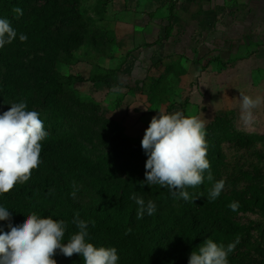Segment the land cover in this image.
<instances>
[{"label": "trees", "instance_id": "obj_1", "mask_svg": "<svg viewBox=\"0 0 264 264\" xmlns=\"http://www.w3.org/2000/svg\"><path fill=\"white\" fill-rule=\"evenodd\" d=\"M76 5L77 0H0V18H7L18 33L11 44L0 49V114L11 103L24 100L28 110L40 113L49 133L42 141V162L31 178L0 195V205L12 213L11 223H22L32 212L64 220L66 242L77 233L72 220L79 211L81 219L101 222L97 228L103 226L107 233H131L137 237V248L138 239L142 240L144 246L138 250L141 258L178 256L188 261L191 252L207 238L224 245L239 238L229 254V264H264V185L253 171H233L226 160L228 156L239 162L242 148L249 146L248 138L232 131L220 118L207 124V158L213 180L207 179L206 172L202 185L185 189L190 200L178 197L179 190L147 184L140 187L147 160L142 139L127 135L92 97L79 96L68 88L72 76L59 75L60 66L71 61L73 51L82 43L76 39L80 33L62 31L74 22ZM15 6L23 9L18 19L12 11ZM85 31L92 34L89 29ZM19 34H26L27 41L21 42ZM97 44L98 40L93 46ZM171 66L143 80L141 91L150 112L170 101L164 88L170 86L167 76L172 73L175 78L181 69ZM171 107L168 105L167 111ZM226 168L228 173L233 171L246 179V185L236 186V175L227 177ZM220 179L225 180L223 191L217 199L208 201L209 190ZM73 181L75 199L71 195ZM133 193L142 196L145 203L152 200L155 213L137 219ZM232 202L239 203L236 211L229 208ZM8 223L0 221V231H8ZM110 240L100 246L115 247L118 264H134L126 245ZM54 259L57 264H83L79 254L65 257L59 250Z\"/></svg>", "mask_w": 264, "mask_h": 264}, {"label": "rangeland", "instance_id": "obj_2", "mask_svg": "<svg viewBox=\"0 0 264 264\" xmlns=\"http://www.w3.org/2000/svg\"><path fill=\"white\" fill-rule=\"evenodd\" d=\"M223 2L229 4V0H77V13L72 15L74 22L62 31L80 33L76 39L82 43L73 51L71 61L60 66L59 75L72 76L68 88L79 96L92 97L100 110L120 123L131 137L142 139L158 111L199 115L206 120V126L216 118L222 119L224 125L248 138L249 143L242 148L239 162L227 156V163L234 167L233 171L248 168L256 178L261 177L264 185V132L256 131L264 127V106L256 111L254 126H243L239 90L252 96L257 94L248 89L250 84L254 86L250 74L243 72L234 79L224 73L225 41L234 34L228 27L236 31L242 13L234 1L235 11L231 16L228 13L231 5L225 10ZM86 29L92 34H86ZM198 39L203 41L199 49L194 48L199 46ZM168 64L172 68L181 67L178 77H172V73L167 76L170 86L164 88L170 94V101L150 112L141 91L143 80L148 74L159 75ZM94 77L95 81H91ZM231 89H236V93ZM168 105L172 107L167 111ZM233 171L228 173L226 168L227 177L236 175L235 185L243 188L248 181ZM82 219L88 222L86 241L97 247L106 239L125 244L133 254L134 264H188L184 257L178 256L141 258L138 250L144 246L142 240L138 239L137 248L134 244L137 237L131 233H107L103 226L97 228L101 222L93 226L89 219ZM74 228L79 231L75 224Z\"/></svg>", "mask_w": 264, "mask_h": 264}, {"label": "clouds", "instance_id": "obj_3", "mask_svg": "<svg viewBox=\"0 0 264 264\" xmlns=\"http://www.w3.org/2000/svg\"><path fill=\"white\" fill-rule=\"evenodd\" d=\"M12 11L17 19L23 15L19 6ZM17 35L10 21L0 18V49L11 44ZM19 40L27 41V35L19 34ZM239 93L240 121L250 128L257 123L256 111L264 106V96H252L240 90ZM48 135L40 113L28 110L24 100L11 103L10 108L0 114V195L31 178L33 170L42 162V141ZM141 147L147 160L145 180L141 181L140 187L147 184L179 190L178 197L190 200L191 196L185 189L202 185L206 172L207 179L213 180L207 158L206 120L199 115L158 111L145 130ZM224 186V179L216 181L208 192V201L217 199ZM73 188L71 195L75 199L74 181ZM131 198L138 205L137 219H142L145 213H155L156 204L152 200L145 203L144 198L136 193ZM238 207V202L229 204L232 211ZM11 218L9 209L0 205V221H9V230L0 231V264H57L54 256L58 250L65 257L79 254L83 264H118L120 258L115 247H97L86 241L88 222L80 218L79 211L72 220L79 231L66 242L67 223L64 220L32 212L22 223L13 225ZM238 243L239 238L227 245L207 238L198 250L191 252L188 264H229V254Z\"/></svg>", "mask_w": 264, "mask_h": 264}, {"label": "crops", "instance_id": "obj_4", "mask_svg": "<svg viewBox=\"0 0 264 264\" xmlns=\"http://www.w3.org/2000/svg\"><path fill=\"white\" fill-rule=\"evenodd\" d=\"M234 1L239 5L240 10L238 11L242 13L239 21L241 25L238 24L239 28H235L236 31H231L233 30L231 26L228 27V31L234 34L228 35L229 39L225 41L226 55H224L225 66H223V70L224 73L229 74L234 79L241 76L243 72L250 74L253 77L254 86L252 87L253 84H250L248 89L254 90L257 95L264 96V0H229V4L223 2L222 8L225 10L227 6L231 5L228 7V13L231 16L234 13L232 11H235L232 8L235 6V3L232 4ZM203 15L204 13L197 16ZM234 21L238 20L235 19ZM228 24L230 25V23ZM209 39L211 41L210 37ZM202 42H199L198 39L197 45L199 44V46L194 45V48L199 49ZM226 85L225 87L230 90ZM231 91H234L233 94L236 93V89H231ZM256 131L264 132V127L256 128Z\"/></svg>", "mask_w": 264, "mask_h": 264}]
</instances>
